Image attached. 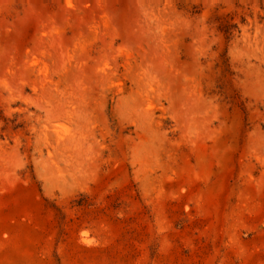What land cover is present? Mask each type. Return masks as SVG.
I'll return each mask as SVG.
<instances>
[{"label":"rangeland","instance_id":"rangeland-1","mask_svg":"<svg viewBox=\"0 0 264 264\" xmlns=\"http://www.w3.org/2000/svg\"><path fill=\"white\" fill-rule=\"evenodd\" d=\"M0 264H264V0H0Z\"/></svg>","mask_w":264,"mask_h":264}]
</instances>
